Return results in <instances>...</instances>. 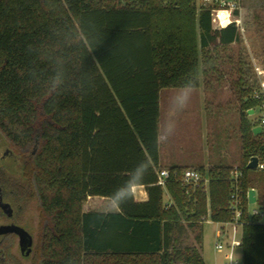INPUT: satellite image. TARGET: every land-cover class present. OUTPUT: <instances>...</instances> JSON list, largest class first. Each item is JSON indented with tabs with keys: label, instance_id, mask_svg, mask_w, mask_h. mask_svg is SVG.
<instances>
[{
	"label": "trees",
	"instance_id": "trees-1",
	"mask_svg": "<svg viewBox=\"0 0 264 264\" xmlns=\"http://www.w3.org/2000/svg\"><path fill=\"white\" fill-rule=\"evenodd\" d=\"M239 40L233 24L220 28L194 0H0V133L21 151L22 199L28 192L37 203V264H205L203 223L230 220L232 165L198 166L210 176L207 192L170 180L164 199L165 88L229 83L241 112L242 187L264 201V170L246 167L264 140L244 117L254 80L233 47ZM125 185L143 186L146 199L117 208ZM95 196L114 209L88 208ZM2 242L0 264H10ZM239 247L241 264H264V224H244Z\"/></svg>",
	"mask_w": 264,
	"mask_h": 264
},
{
	"label": "rangeland",
	"instance_id": "rangeland-1",
	"mask_svg": "<svg viewBox=\"0 0 264 264\" xmlns=\"http://www.w3.org/2000/svg\"><path fill=\"white\" fill-rule=\"evenodd\" d=\"M242 14L244 18L245 33L234 48H237L243 61L245 77L253 79L254 74L251 67L252 58L264 66V0H241ZM228 82L210 83L201 82L200 87L186 89L184 91L169 88L160 92V117L159 129H162L165 121L171 120L175 115L179 121H186L188 130L183 134L185 146H189L187 152L176 153L169 144L163 142L158 146L162 161H178L177 163L187 165H238L241 162V112L238 107L236 95H231ZM181 112L175 110L182 108ZM257 111L249 114L244 112L245 119L250 123L257 122ZM261 136V135H260ZM36 145L31 148L34 152ZM10 152V155H8ZM0 154L4 163L13 165L16 177V219L17 223L26 229L33 237L37 236L38 210L37 203L31 193L23 196L26 191L20 185L24 160L21 151L14 148L0 133ZM187 157V158H185ZM188 157H191L188 158ZM187 159V160H186ZM16 160V161H15ZM191 160V161H190ZM28 197V199H27ZM256 207V204L250 208ZM3 219L0 217V223ZM219 225L207 219L203 223L202 241L199 246L205 264L216 254L215 244L216 230ZM2 246L9 255L10 264H37V256L31 251L29 256H21L18 250L16 236H8L2 239ZM235 253L241 261V249L235 248Z\"/></svg>",
	"mask_w": 264,
	"mask_h": 264
},
{
	"label": "built area",
	"instance_id": "built-area-1",
	"mask_svg": "<svg viewBox=\"0 0 264 264\" xmlns=\"http://www.w3.org/2000/svg\"><path fill=\"white\" fill-rule=\"evenodd\" d=\"M122 4H134L140 1L147 0H116ZM163 4H172L176 0H159ZM241 0H194V5L197 9L210 10L215 14L217 24L220 28H224L230 24L236 27L240 37H244L245 26L242 14ZM251 67L254 74V86L250 92V98L255 102L252 113L257 111V122L254 126L260 128L259 134L264 140V67L251 60ZM257 164L253 169L264 170V151L257 155ZM249 161V160H248ZM230 181L232 190L229 195L227 210L230 214V220L226 222H217L219 229L216 230V238L218 241L215 244L217 251H227V256L224 264H241L239 257L235 253V248L239 247L241 229L246 223L264 224V201L260 200L259 193L256 188L244 189L242 187L243 172L239 165H233L230 172ZM170 180L178 181L185 192L194 189H202L207 192L210 176L207 172H201L196 168H183L181 171L169 168H162L157 171V181L165 188L166 183ZM254 190V200L248 196V191ZM256 204V207L250 208ZM209 219L208 217L205 221ZM211 221V220H210Z\"/></svg>",
	"mask_w": 264,
	"mask_h": 264
},
{
	"label": "crops",
	"instance_id": "crops-1",
	"mask_svg": "<svg viewBox=\"0 0 264 264\" xmlns=\"http://www.w3.org/2000/svg\"><path fill=\"white\" fill-rule=\"evenodd\" d=\"M169 89H173V90H186L189 88H169ZM184 109H190L188 108H182V109H178L175 110L176 112H181ZM175 115V117H173L171 120L169 121H165L163 123L162 129H159L158 127V138H159V145L162 144L163 142H166L167 144H169V149L172 148L174 151H176V153H182L183 151L187 152L186 150H188L189 146H185V137L183 136V134L186 133V130H188V124L186 121H179L176 119V114L175 112H171ZM160 117V115H159ZM159 122V119H158ZM187 158V157H185ZM191 159V157H188ZM187 160V159H186ZM191 161V160H190ZM178 161H162L159 155V161H158V169H162V168H170L173 166H179V167H183V168H187V167H191V168H196L198 166H203V165H187L185 164H181V163H177ZM205 168L209 167V166H203ZM134 197L136 200H145L146 199V192L143 186H137L134 188ZM164 199L167 201L168 199V195L166 193V190L164 188ZM87 207L89 208H98V209H102V210H110V209H114V206L112 204V202L105 197H88L87 201ZM227 256V251L223 250V251H217L216 254H214V256L210 259L208 264H224L225 259ZM204 259V258H203ZM205 263V261H204Z\"/></svg>",
	"mask_w": 264,
	"mask_h": 264
},
{
	"label": "flooded vegetation",
	"instance_id": "flooded-vegetation-1",
	"mask_svg": "<svg viewBox=\"0 0 264 264\" xmlns=\"http://www.w3.org/2000/svg\"><path fill=\"white\" fill-rule=\"evenodd\" d=\"M8 155H10V152ZM1 158L2 155L0 154V217L3 219V223L1 222L0 226L1 225L20 226L17 223V219H16V213H17L16 192H15L16 177L14 173H12L14 168H12L13 165L1 161L2 160ZM1 205H4V207L2 208ZM8 234H13L14 236H16L18 243L19 238L15 233L1 234L0 242ZM18 250L20 253L19 245H18Z\"/></svg>",
	"mask_w": 264,
	"mask_h": 264
},
{
	"label": "water",
	"instance_id": "water-1",
	"mask_svg": "<svg viewBox=\"0 0 264 264\" xmlns=\"http://www.w3.org/2000/svg\"><path fill=\"white\" fill-rule=\"evenodd\" d=\"M248 113H252V109L248 110ZM252 132L254 134H258L260 132V128L258 126H255L252 128ZM257 164V157L256 156H251L249 161L247 162L246 167L249 169H253L256 167ZM248 196L249 198L253 201L254 200V190L250 189L248 191ZM2 208L4 205H1ZM5 233H15L18 238V245L20 248V254L22 256H27L30 251H31V246H32V236L22 227L18 225H1L0 226V235L5 234Z\"/></svg>",
	"mask_w": 264,
	"mask_h": 264
},
{
	"label": "clouds",
	"instance_id": "clouds-1",
	"mask_svg": "<svg viewBox=\"0 0 264 264\" xmlns=\"http://www.w3.org/2000/svg\"><path fill=\"white\" fill-rule=\"evenodd\" d=\"M52 81H53V83L56 86H59L63 82V70H62V67L57 66L54 69V75L52 77ZM120 190L121 191H125L126 192V195L123 196L121 198V201L117 203L116 207L119 208V209H120L121 204L126 203L128 200L134 198V193L132 192L131 187L129 185L123 186Z\"/></svg>",
	"mask_w": 264,
	"mask_h": 264
}]
</instances>
